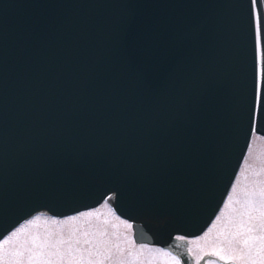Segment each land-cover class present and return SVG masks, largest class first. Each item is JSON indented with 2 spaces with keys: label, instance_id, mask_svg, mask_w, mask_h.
<instances>
[{
  "label": "water",
  "instance_id": "water-1",
  "mask_svg": "<svg viewBox=\"0 0 264 264\" xmlns=\"http://www.w3.org/2000/svg\"><path fill=\"white\" fill-rule=\"evenodd\" d=\"M264 0H0V240L109 199L180 264L251 137Z\"/></svg>",
  "mask_w": 264,
  "mask_h": 264
},
{
  "label": "rangeland",
  "instance_id": "rangeland-1",
  "mask_svg": "<svg viewBox=\"0 0 264 264\" xmlns=\"http://www.w3.org/2000/svg\"><path fill=\"white\" fill-rule=\"evenodd\" d=\"M243 156L230 186L229 194H227L228 197L226 196L218 214L200 236L189 240L187 250L194 260L193 264L202 263L204 260L202 264H250V259H240L241 251L247 255V247L235 242L230 245L229 241H233L232 234L238 230L236 225L241 218L239 214L248 207L247 201L258 199L253 193L264 188V137L253 135ZM82 213H92V215H81ZM253 214L258 215V213ZM72 216L78 219L63 225L51 223V220L65 221ZM37 217L39 219H36ZM28 221L34 222L29 224ZM129 226L130 223L113 213L107 198L94 209L64 218L56 219L38 212L17 225L14 230L0 240V244L3 245L4 259L7 261L11 259L9 253L19 247L32 234H43L46 230L55 231L57 229L61 230L65 236L72 230H75L77 235L83 232L89 234L103 232L105 233L103 238L111 240L113 245L111 260H105L104 264H121V262L122 264H179L172 254L158 246L133 243L131 226ZM18 229H20L19 232H17ZM13 233H17V235L13 237ZM5 241L7 243H4ZM115 245H119L123 252H119ZM233 248L235 251L231 250ZM213 252H219L220 255L209 254ZM252 255L255 256V250ZM220 256H224L225 259H220ZM229 256L236 258L228 259ZM256 264H259V258H257Z\"/></svg>",
  "mask_w": 264,
  "mask_h": 264
},
{
  "label": "snow or ice",
  "instance_id": "snow-or-ice-1",
  "mask_svg": "<svg viewBox=\"0 0 264 264\" xmlns=\"http://www.w3.org/2000/svg\"><path fill=\"white\" fill-rule=\"evenodd\" d=\"M254 46L258 65V84L254 99L264 101V35H262L259 22L255 27ZM253 195L258 199L247 201L248 207L239 214L241 218L236 225L238 230L232 234L233 241H229V244L235 242L247 247V255L241 251L240 259H250V264H256L257 258H259V264H264V188ZM253 213H258V215ZM81 215H92V213H82ZM77 219L72 216L65 221L51 220V223L63 225ZM33 222L28 221L29 224ZM19 231L20 229L17 230V232ZM12 235L15 237L17 233ZM104 236L103 232L98 234L83 232L77 235L75 230L65 236L59 229L46 230L43 234L29 235L19 247L9 253L11 259L7 261L4 259L3 245L0 244V264H104L105 260H111L113 248L112 241L104 239ZM115 247L119 252H123L119 245H115ZM231 250L235 251L234 248ZM253 250H255V256L252 255ZM209 254L220 255L219 252ZM235 258L228 257V259ZM220 259L223 260L225 257L220 256Z\"/></svg>",
  "mask_w": 264,
  "mask_h": 264
},
{
  "label": "flooded vegetation",
  "instance_id": "flooded-vegetation-1",
  "mask_svg": "<svg viewBox=\"0 0 264 264\" xmlns=\"http://www.w3.org/2000/svg\"><path fill=\"white\" fill-rule=\"evenodd\" d=\"M205 261V260H204ZM204 261H202V263L204 262ZM201 262H198L197 264H202Z\"/></svg>",
  "mask_w": 264,
  "mask_h": 264
},
{
  "label": "bare ground",
  "instance_id": "bare-ground-1",
  "mask_svg": "<svg viewBox=\"0 0 264 264\" xmlns=\"http://www.w3.org/2000/svg\"><path fill=\"white\" fill-rule=\"evenodd\" d=\"M230 191V190H229ZM229 194V193H228ZM228 197V196H227ZM225 201V200H224ZM224 203V202H223ZM221 206H223V205H221ZM218 214V213H217ZM214 220V219H213ZM211 224V223H210ZM210 226V225H209Z\"/></svg>",
  "mask_w": 264,
  "mask_h": 264
}]
</instances>
